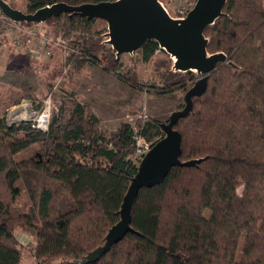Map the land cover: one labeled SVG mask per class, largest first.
<instances>
[{
  "label": "trees",
  "instance_id": "16d2710c",
  "mask_svg": "<svg viewBox=\"0 0 264 264\" xmlns=\"http://www.w3.org/2000/svg\"><path fill=\"white\" fill-rule=\"evenodd\" d=\"M22 1V11L32 14L60 2L116 0ZM98 21L104 23L99 29ZM46 23L54 35L81 33L74 44L79 53L72 54L77 69L105 60L108 71L139 84L135 70L124 71L123 55L105 44V21L63 14ZM204 34L209 54L222 52L227 62L209 75L205 93L175 127L181 160L200 162L174 167L161 184L142 188L132 208V232L90 264H264V0H227ZM137 52L144 63H154L144 86L151 94L185 96L199 79L195 72L173 70V59L154 40ZM160 124L122 122L106 135L76 96L53 111L45 131L0 117V264H22L18 227L35 236L37 264H76L103 245L138 171L135 137L154 144L164 137ZM33 146L32 157L14 161Z\"/></svg>",
  "mask_w": 264,
  "mask_h": 264
},
{
  "label": "water",
  "instance_id": "95a60500",
  "mask_svg": "<svg viewBox=\"0 0 264 264\" xmlns=\"http://www.w3.org/2000/svg\"><path fill=\"white\" fill-rule=\"evenodd\" d=\"M226 3L227 0H197L185 18L176 19L170 16L160 0H116L78 6L60 2L32 14L0 0L1 11L9 19L21 23L46 22L63 14L80 16L88 21L103 20L108 27L109 39L106 43L113 48L117 57L134 54L144 43L154 40L174 60L173 70L192 71L199 76L185 94L184 107L173 112L167 122L160 124L164 137L155 142L140 161L138 171L124 196L120 220L109 229L105 243L76 264L98 261L113 245L132 232V208L142 188L161 184L174 167H195L199 164L198 159L181 160L182 136L175 127L180 118L187 117L193 111V99L205 93L209 75L220 64L227 62V56L222 52L209 54V39L204 34L206 28L223 15Z\"/></svg>",
  "mask_w": 264,
  "mask_h": 264
},
{
  "label": "rangeland",
  "instance_id": "374dc122",
  "mask_svg": "<svg viewBox=\"0 0 264 264\" xmlns=\"http://www.w3.org/2000/svg\"><path fill=\"white\" fill-rule=\"evenodd\" d=\"M160 1L170 16L176 19L179 17L177 10L183 0ZM10 2L13 8L22 11L24 5L22 0H10ZM103 25V22L98 21L96 28L99 29ZM47 28L54 37H63L69 48H75L74 44L81 36L79 32L68 30L54 35L48 24ZM3 35L0 36V117H5L9 125L31 122L38 128L39 120L47 122V116L43 114L48 115L50 123L53 111L63 101L71 100L76 96L98 117L100 130L109 135L117 130L122 122L133 125L140 119L167 122L170 115L182 109L185 103V96L181 92L157 96L144 88L152 79L155 67L153 62L144 63L139 52L123 55L124 71L128 74L129 70L133 69L139 77V84L132 86L119 78L115 72L108 71L105 68L108 64L105 60L101 64H86L77 69L74 59L72 57L69 59L63 48L56 47L50 59L36 62L30 58L26 50H16L12 39L8 36L3 40ZM103 39L108 45L106 36ZM26 45L29 47L32 43L26 41ZM161 56L163 55L159 52L157 57ZM25 105H27L26 115L20 117ZM46 109L49 110L45 112ZM37 149V146H33L17 154L14 161L19 162L32 157ZM25 200L26 198H22L18 204L24 203ZM209 213V211L205 212L207 216ZM15 235L22 251V264H37L38 261L34 256L35 236L24 232L20 227L15 230Z\"/></svg>",
  "mask_w": 264,
  "mask_h": 264
},
{
  "label": "built area",
  "instance_id": "2783aa9c",
  "mask_svg": "<svg viewBox=\"0 0 264 264\" xmlns=\"http://www.w3.org/2000/svg\"><path fill=\"white\" fill-rule=\"evenodd\" d=\"M197 0L191 2L190 0H183L182 5L178 8V18L183 19L193 9ZM7 2V1H6ZM4 34V35H3ZM6 34V35H5ZM2 39L8 36L14 43L16 50L24 49L28 52L31 59L36 62H44L52 57L54 49L56 47L63 48L66 56L72 59L73 53H79L76 48H69L67 42L61 36H52L47 28L46 22L33 23L28 25H22L21 22H16L9 19L0 9V36ZM26 39V40H25ZM106 36V41L108 40ZM26 41L32 43V46H27ZM34 43V45H33ZM50 102V99H49ZM49 109H46L47 112ZM46 125L43 126L39 120L38 128L47 129L48 127V115ZM42 115V116H43ZM41 116V117H42ZM40 117V118H41ZM146 118V117H144ZM136 151L133 155V159L141 161L142 158L150 151L153 143L147 140L145 137L136 136Z\"/></svg>",
  "mask_w": 264,
  "mask_h": 264
},
{
  "label": "bare ground",
  "instance_id": "6f19581e",
  "mask_svg": "<svg viewBox=\"0 0 264 264\" xmlns=\"http://www.w3.org/2000/svg\"><path fill=\"white\" fill-rule=\"evenodd\" d=\"M27 108V105H25V106H23V108H22V114L20 115V117L23 115V116H25L26 115V112H25V109Z\"/></svg>",
  "mask_w": 264,
  "mask_h": 264
}]
</instances>
